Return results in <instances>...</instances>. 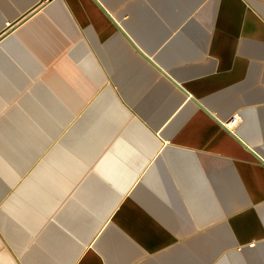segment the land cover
I'll use <instances>...</instances> for the list:
<instances>
[{
	"label": "crops",
	"instance_id": "obj_1",
	"mask_svg": "<svg viewBox=\"0 0 264 264\" xmlns=\"http://www.w3.org/2000/svg\"><path fill=\"white\" fill-rule=\"evenodd\" d=\"M29 31L36 36L28 35L32 33ZM22 33L47 69L60 74L62 64L72 61L78 66L74 55L82 54L85 43L96 48L110 74L106 59H126L129 51L151 63L152 57L154 68L168 75L163 76L175 90L160 83L157 92L171 97L169 101L175 102L173 112L185 108L176 118L186 119L180 128L181 120L164 133L167 117L156 128L162 134L146 137L160 141L154 152L157 158L140 179L144 182L134 185L141 169L122 191L124 196L132 188L128 193L132 197L115 216L117 226L142 249L158 253L141 264H171L176 258H185L184 245H176L179 235L185 234L187 225L193 222L183 217L184 194L190 191L193 199L211 197V188L217 191L218 183L230 181L233 172L248 200L241 196L244 207L229 215L228 227L223 222L207 233L205 244L220 248L222 236L227 239L232 252L219 264L264 262V165L238 140L260 155L264 153L261 138L248 133L264 128L253 126L254 121L264 122V0H0V39L9 34L0 42V51ZM124 73L121 71L119 77ZM230 115L241 120L234 127H239L237 130L229 125ZM243 121L246 125L241 126ZM170 137L174 141L171 145ZM162 150L170 153L164 156ZM158 162H162L158 166L165 170L164 176L152 173ZM174 163L193 171L185 177L183 173L181 178L175 172L174 179L168 169ZM205 165L213 171L207 172ZM183 177L190 182H184ZM183 182L189 191L182 187ZM180 186L184 194L177 192ZM237 204L217 215L196 212V226L223 218ZM205 216L213 217L207 220ZM110 228L107 238L95 242L94 248L105 264L118 263L114 260L117 255L121 264H127L132 255L129 252L134 250L125 244L117 228ZM112 243L113 252L109 248ZM116 251L113 259L111 254ZM95 262L98 260L94 258L89 262L88 254L80 264ZM0 264L14 263L3 251Z\"/></svg>",
	"mask_w": 264,
	"mask_h": 264
},
{
	"label": "rangeland",
	"instance_id": "obj_2",
	"mask_svg": "<svg viewBox=\"0 0 264 264\" xmlns=\"http://www.w3.org/2000/svg\"><path fill=\"white\" fill-rule=\"evenodd\" d=\"M29 32L33 38L36 36ZM24 36L6 42V49L0 51V254L5 251L14 264H80L88 254L89 262L94 258L98 260L95 264H105L94 243L104 241L113 226L134 250L129 252L132 255L127 264H141L155 257L158 253L142 249L117 226L115 216L131 197L128 193L132 188L124 196L122 191L141 169L134 185L144 182L140 179L149 172L157 158L154 152L160 146L159 140L146 138L148 134L140 131L135 117L154 134L168 117L165 133L185 109L173 112L175 102L169 101V95L157 92L160 83L175 91L170 87L171 81L149 60L132 51L126 59H106L110 74L96 48L86 43L82 54L74 55L78 66L70 61L62 64L61 74L52 72ZM149 59L155 62L152 57ZM123 70L124 75L119 77ZM111 92L119 98V107ZM256 124L264 126L263 121H254L253 126ZM244 125L246 121L241 124ZM252 130L249 135L261 138L264 144V128ZM157 166L152 167V173L164 176L163 167ZM188 168L174 163L168 168L169 176L176 179L175 172L177 178L183 173L188 176L187 172L193 171ZM204 169L213 171L207 165ZM231 178L218 183L217 191L212 187L211 197L201 199L189 196L184 182H190V178H184L181 185L189 192L184 194L181 186L177 189L185 198V204L180 206L183 204L185 209L183 217L194 223L187 225V232L179 235L176 243L185 247L184 260L175 257L178 260L171 264H219L232 252L223 236L220 248L205 244L204 238L223 222L228 227L229 215L244 207L241 196L248 197L234 172ZM114 198L118 205L112 207ZM234 203L238 204L233 212L196 226V212L217 215ZM113 246H109L111 252ZM134 246L140 251L136 252ZM117 254L118 251L111 254L113 259ZM117 257L116 264H121L120 256ZM262 263V259L255 261Z\"/></svg>",
	"mask_w": 264,
	"mask_h": 264
},
{
	"label": "bare ground",
	"instance_id": "obj_3",
	"mask_svg": "<svg viewBox=\"0 0 264 264\" xmlns=\"http://www.w3.org/2000/svg\"><path fill=\"white\" fill-rule=\"evenodd\" d=\"M22 34H24V33H22ZM22 34H19L18 37L20 38V37L22 36ZM4 39H5V38H4ZM4 39H2V40H4ZM2 40H1V41H2ZM1 41H0V42H1ZM111 93H112V97H114V99H113V100H114V104H116V105L119 107V105H120V104H119V103H120L119 98L117 99V97H116V93H115V95H114L113 92H111ZM124 111L128 114V112H127L126 110H124ZM127 116H128V115H127ZM234 117H235V116H234ZM135 118L137 119V120H136L137 123H139V125H140V131H141V132L145 131L148 135H150V136H152V137H155V135H158V134H162V133L159 132V131H157L156 134H154L152 130L150 131V129L147 127V125H146L145 123H143V122H142L141 120H139L137 117H135ZM235 120H236V123L231 124V125H230L231 128L237 126V125L239 124V122L241 121V120L239 119L238 116L235 117ZM95 125H97V124H95ZM139 125H138V126H139ZM169 151H170V150H168V153H167V151L164 150V151H163L164 156L168 155V154L170 153ZM261 155H262V157H264V153H263V154L261 153ZM116 203H117V202H115V198H114V199H113V206H112V207H115V205H118V204H116ZM114 204H115V205H114ZM112 211H113V210H112ZM112 211H111V212H112ZM111 212H109V213H111ZM109 213H108V214H109Z\"/></svg>",
	"mask_w": 264,
	"mask_h": 264
},
{
	"label": "water",
	"instance_id": "obj_4",
	"mask_svg": "<svg viewBox=\"0 0 264 264\" xmlns=\"http://www.w3.org/2000/svg\"><path fill=\"white\" fill-rule=\"evenodd\" d=\"M158 62H159V64H161L160 63V61H159V59H157V58H155ZM152 64H153V62H152ZM155 65V64H154ZM164 68H166V66L164 67ZM167 69V68H166ZM161 71V70H160ZM163 75H166V73L164 74L163 72H161ZM166 76H168V75H166ZM189 95V94H188ZM191 96V95H190ZM200 105V104H199ZM200 107L201 108H204V106H202V105H200ZM209 114V113H208ZM182 119L183 118H179V119H177V121H179V120H181L180 122H177V121H175V122H177V123H180L179 125V128L183 125V123H184V121L186 120V119H184L183 121H182ZM233 121V116H231L230 117V119H229V124H230V122H232ZM236 136V135H235ZM237 137V136H236ZM238 138V137H237ZM238 140L241 142V144L245 147V149H247L248 151H250L254 156H255V158H256V160L258 161V162H260L262 165H264V157H262V155H260V153H258L257 151H254L252 148H250L247 144H245L242 140H240L239 138H238ZM169 141H170V143H174V141H173V138H171L170 137V139H169ZM132 197V196H131Z\"/></svg>",
	"mask_w": 264,
	"mask_h": 264
},
{
	"label": "built area",
	"instance_id": "obj_5",
	"mask_svg": "<svg viewBox=\"0 0 264 264\" xmlns=\"http://www.w3.org/2000/svg\"><path fill=\"white\" fill-rule=\"evenodd\" d=\"M233 123H236L235 117H233V121L230 122V125L233 124ZM240 123H241V121H240Z\"/></svg>",
	"mask_w": 264,
	"mask_h": 264
}]
</instances>
